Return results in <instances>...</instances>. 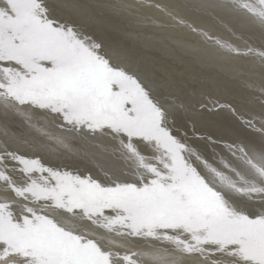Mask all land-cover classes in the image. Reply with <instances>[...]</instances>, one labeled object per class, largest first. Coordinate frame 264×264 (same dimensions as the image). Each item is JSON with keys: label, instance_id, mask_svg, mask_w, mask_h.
Returning a JSON list of instances; mask_svg holds the SVG:
<instances>
[{"label": "snow or ice", "instance_id": "1", "mask_svg": "<svg viewBox=\"0 0 264 264\" xmlns=\"http://www.w3.org/2000/svg\"><path fill=\"white\" fill-rule=\"evenodd\" d=\"M209 8L264 30V0H0V264H264V115L85 22L186 28L259 65L264 108V47L179 14Z\"/></svg>", "mask_w": 264, "mask_h": 264}, {"label": "rangeland", "instance_id": "2", "mask_svg": "<svg viewBox=\"0 0 264 264\" xmlns=\"http://www.w3.org/2000/svg\"><path fill=\"white\" fill-rule=\"evenodd\" d=\"M210 9H212V10H210ZM218 11H219V13H218ZM179 14L180 15L183 14L188 19L193 20L194 23H196L198 26L203 27L204 29H206L210 33H214L215 35H218L224 41L235 43L240 47H245V46H249V45L253 46V47H264V30H262L261 27L249 17L242 16V15H239L236 13H232L229 10L224 9V8H209L206 11H203L202 13H188L185 10H183V11L180 10ZM89 19H90V21H92L91 24H94V26L96 28L98 27L97 30H107V31L111 32L115 38L126 41L128 48H130V49L136 48L135 54L132 53L130 51V49H129V51L137 63H140V64L146 66L147 68H148V66L150 68H153L152 65L148 64V60H146V59L141 60L140 57H137L140 54L137 47L130 45L128 43L127 38H129V36H131V35L137 36V33L134 30L137 27L136 25H134V27H133V24H131L127 21L124 22L123 20H118V19L100 20V19L95 18V17H91ZM129 26H130V28H129ZM108 28H110V29H108ZM163 31L165 32V34L168 36L169 40H171V41L187 40L190 44H196V46H198V48H200V50H196V48H194V46H192V48H191L192 50H189L186 48H181V47L180 48H174L173 49L174 51L173 50L171 51L172 55H175L182 60L188 59L189 60L188 64L197 68L196 70L198 72L199 71L209 72V73H207L209 75V77L208 76L207 77H208V79L213 80V83L216 86H219L222 88L225 87L226 90L231 91V92L233 91V93H235V96L239 97V98H236L237 99L236 102L239 105L243 104V106H242L243 110H246L249 113H259V114L263 113L264 114L262 107L258 103H256V101L254 103V100H255L254 97L259 94L257 91L258 90L257 89V87H258L257 86V84H258L257 77H255L256 75H254L255 73L261 72L260 67H258L259 70H258V68H256V66H259V65H257L252 60H246L243 58L230 57V56L225 55L224 53H222L218 50L217 46L215 47V46H210L209 43H202L201 42L202 38L199 35H193L186 28H182V27L177 26L175 28H170L169 30L165 29ZM141 33H144L146 35L149 34L148 32H141ZM150 35L152 37L156 36V35L154 36V34H150ZM159 38L160 37L157 36L153 39L157 40L161 45H165V46H169L171 44L174 45L173 43H169L168 41L164 42L163 39H161V38L159 39ZM129 46H131V47H129ZM184 52H186V54L192 55L194 57L196 55L195 58L201 59L199 61L203 62V66L200 63H197V60H194L192 58L191 59L186 58L185 57L186 54H184ZM187 57H189V56H187ZM204 62H205V64H204ZM244 62H246V64H244ZM252 62H254V64H256V66H254V64H252ZM208 64H209V66H208ZM161 65L164 66L163 63ZM232 68H238V70H232ZM213 69H215V70H213ZM241 69L244 70L243 74H241V72H240ZM150 70L152 73L153 72L155 73V71L153 69H150ZM221 70H222V72H221ZM224 70H226V71H224ZM217 71H219V74L221 72V74L219 75ZM215 72H216V74H214ZM230 74H231V76H230ZM246 74H249L250 78H248L249 75L246 76ZM155 75H157V74H155ZM213 75L215 78H213ZM157 76L160 78L159 75H157ZM233 78H235V79H233ZM160 79H162V77ZM167 79L170 80V78H167ZM238 80H239V82H238ZM222 82H224L225 84ZM232 82H234V84H232ZM248 82L250 84L252 83L251 90L252 89L254 91L256 90V92H254L253 90H252L253 91L252 92L250 90V88L247 87V85L249 84ZM188 84H190V83H188ZM222 84H224L226 86H222ZM237 84L238 85L240 84V85L237 86ZM227 85H228V87H231V88H229L230 90L228 89ZM236 94H238V95H236ZM246 99H247V101H246ZM249 102H250V104H248ZM257 126L258 127L260 126L258 122H257ZM136 249L138 251H142V250L144 251L145 250L143 248H136ZM136 249H134V250H136Z\"/></svg>", "mask_w": 264, "mask_h": 264}, {"label": "bare ground", "instance_id": "3", "mask_svg": "<svg viewBox=\"0 0 264 264\" xmlns=\"http://www.w3.org/2000/svg\"><path fill=\"white\" fill-rule=\"evenodd\" d=\"M90 3H95L97 2V0H89ZM212 10V9H210ZM219 10V9H218ZM183 11V10H182ZM219 13V11H218ZM224 14V13H223ZM183 15V14H182ZM213 15V14H212ZM220 15V14H219ZM222 15V14H221ZM227 16V15H226ZM240 17V16H239ZM220 18V17H219ZM245 20V19H244ZM97 21V20H96ZM124 21V20H123ZM215 21V20H214ZM85 22L87 23H92V21H90L89 18H85ZM112 22V21H111ZM126 22V21H124ZM108 26V25H107ZM131 26V25H130ZM129 26V28H130ZM134 27V25H133ZM98 28V27H97ZM128 28V29H129ZM248 28V27H247ZM110 29V28H108ZM170 29V28H169ZM168 29V30H169ZM135 30V29H134ZM149 34L146 35L144 33H139L137 34V36H129V38H127L128 40V43L130 45H133V46H136L138 51H139V55L137 57H140L141 60H148V64L152 65L153 68H150L148 66V69H153L155 71V73L153 72V74H157L160 76V78L162 77V80H166L167 78H170V79H178L184 83H201V84H204V85H212L214 88L217 87L214 83H213V80H210L208 79L209 75L207 73L209 72H206V71H197L195 67L191 66L190 64H188V59L186 60H182L180 59L179 57L175 56V55H172L171 54V51L174 49V48H180V47H175L174 45H169V46H165V45H161L157 40H154L153 38L157 37H152L150 34V32H148ZM239 33V32H238ZM213 35H215L214 33H212ZM229 34V33H228ZM225 36V35H224ZM160 39V38H159ZM249 40V39H248ZM165 42V40H164ZM167 42V41H166ZM165 44V43H164ZM209 44H211V42H209ZM168 45V44H167ZM191 45V48L192 46H194V48H196V50H200V48H198V46H196V44H190ZM214 46V45H213ZM131 47V46H129ZM216 47V46H215ZM130 48H128L129 50ZM134 50V51H133ZM136 48L134 49H130V51L132 53H136L135 52ZM174 51V50H173ZM201 53V52H200ZM205 53V52H204ZM133 54V55H134ZM184 54H186V52H184ZM191 54V53H190ZM219 55V54H218ZM189 56V57H187ZM201 56V55H200ZM186 58H189V59H194V60H197V63H200L202 66H203V62L199 61L201 59L199 58H195L194 56L192 55H188L186 54L185 56ZM214 58V57H213ZM205 59V58H204ZM203 59V60H204ZM216 59V58H215ZM208 60V59H207ZM206 61V60H205ZM212 61V60H211ZM163 63L164 66H162L161 64ZM205 64V62H204ZM244 64H246V62H244ZM252 64H254V62H252ZM258 65V64H257ZM207 66V65H206ZM209 66V64H208ZM248 66V65H247ZM252 66V65H251ZM254 66H256V64H254ZM259 66H256V68H258ZM215 70V69H213ZM232 70H238V68H232ZM259 70V68H258ZM261 70V69H260ZM226 71V70H224ZM262 71V70H261ZM218 74H219V71H217ZM222 72V70H221ZM220 72V74H221ZM248 73V72H247ZM216 74V72L214 73ZM219 74V75H220ZM224 74V73H223ZM222 74V75H223ZM249 74H246V76H248ZM208 76V77H207ZM231 76V74H230ZM234 76V75H233ZM256 77V76H255ZM206 78V79H205ZM213 78L214 75H213ZM242 78V77H241ZM248 78H250V75L248 76ZM225 79V78H224ZM235 79V78H233ZM168 80V79H167ZM223 81V80H222ZM230 81V80H229ZM233 81V80H232ZM235 81V80H234ZM227 82V81H226ZM239 82V80H238ZM241 82V81H240ZM243 82V81H242ZM224 83V82H222ZM237 83V82H236ZM235 83V84H236ZM249 83V82H248ZM225 84V83H224ZM222 84V86H226ZM232 84H234V82H232ZM243 84V83H242ZM245 84V83H244ZM250 84V83H249ZM252 84V83H251ZM240 85V84H239ZM237 84V86H239ZM256 85V84H255ZM254 85V86H255ZM243 86V85H242ZM258 86V84H257ZM228 87V85H227ZM231 88V87H228V89ZM242 88V87H241ZM224 89L226 90V88L224 87ZM258 89V87H257ZM230 90V89H229ZM245 90V89H244ZM251 90V88H250ZM253 90V89H252ZM251 90V91H252ZM236 91V90H235ZM241 91V90H240ZM247 91V90H246ZM254 91V90H253ZM252 91V92H253ZM258 91V90H257ZM233 92V91H232ZM256 92V90L254 91ZM250 93V92H249ZM235 94V93H234ZM252 94V93H251ZM238 95V94H236ZM240 95V94H239ZM243 95V94H242ZM247 95V94H246ZM251 96V95H250ZM244 97V96H243ZM236 98H239L238 96H236ZM251 98V97H250ZM252 99V98H251ZM237 101V99H236ZM242 101V100H241ZM247 101V99H246ZM253 102V101H252ZM251 102V103H252ZM245 103V102H244ZM254 103H255V100H254ZM250 104V102L248 103ZM256 105V104H255ZM239 107H241V110L242 109V106L243 104L239 105ZM259 106V105H258ZM255 108V107H254ZM261 109V108H260ZM249 110V109H248ZM262 110L264 111V108H262ZM262 111V112H263ZM261 115H264L263 113ZM137 250V249H136ZM146 250V249H145ZM143 251V250H142Z\"/></svg>", "mask_w": 264, "mask_h": 264}]
</instances>
